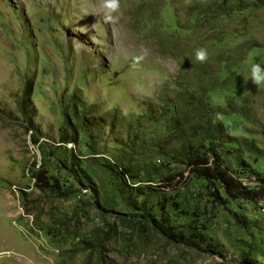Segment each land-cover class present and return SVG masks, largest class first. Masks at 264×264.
I'll use <instances>...</instances> for the list:
<instances>
[{
  "label": "rangeland",
  "instance_id": "obj_1",
  "mask_svg": "<svg viewBox=\"0 0 264 264\" xmlns=\"http://www.w3.org/2000/svg\"><path fill=\"white\" fill-rule=\"evenodd\" d=\"M119 3L0 0V264H264V0Z\"/></svg>",
  "mask_w": 264,
  "mask_h": 264
},
{
  "label": "trees",
  "instance_id": "obj_2",
  "mask_svg": "<svg viewBox=\"0 0 264 264\" xmlns=\"http://www.w3.org/2000/svg\"><path fill=\"white\" fill-rule=\"evenodd\" d=\"M191 165L193 166L192 171L200 177L218 182L229 197L253 204L264 199V180H259V184L255 187L246 185L228 168L223 167L218 160L210 162L208 159H196L191 162ZM171 236L174 237L173 234ZM181 237L185 238L183 233H181Z\"/></svg>",
  "mask_w": 264,
  "mask_h": 264
},
{
  "label": "clouds",
  "instance_id": "obj_3",
  "mask_svg": "<svg viewBox=\"0 0 264 264\" xmlns=\"http://www.w3.org/2000/svg\"><path fill=\"white\" fill-rule=\"evenodd\" d=\"M102 7L105 9V18L107 21L113 20V13L118 12L120 8L119 0H102ZM209 59V53L207 49L200 48L196 51V61L205 63ZM245 81H248V77H244ZM250 80L253 84L260 88L264 86V67L260 64H253L251 66Z\"/></svg>",
  "mask_w": 264,
  "mask_h": 264
},
{
  "label": "built area",
  "instance_id": "obj_4",
  "mask_svg": "<svg viewBox=\"0 0 264 264\" xmlns=\"http://www.w3.org/2000/svg\"><path fill=\"white\" fill-rule=\"evenodd\" d=\"M259 210L264 213V199L260 200L258 203Z\"/></svg>",
  "mask_w": 264,
  "mask_h": 264
}]
</instances>
